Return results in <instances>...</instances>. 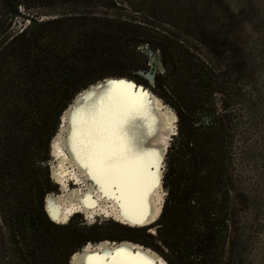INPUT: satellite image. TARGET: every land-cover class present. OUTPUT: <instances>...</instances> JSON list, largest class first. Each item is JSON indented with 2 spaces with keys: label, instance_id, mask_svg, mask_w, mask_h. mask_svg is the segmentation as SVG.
<instances>
[{
  "label": "trees",
  "instance_id": "1",
  "mask_svg": "<svg viewBox=\"0 0 264 264\" xmlns=\"http://www.w3.org/2000/svg\"><path fill=\"white\" fill-rule=\"evenodd\" d=\"M26 1L34 2L37 8L55 9L43 17L36 11H28L32 7ZM108 1L0 0V142L12 145L13 162L6 166L15 179L11 207L17 218L28 204L29 212L37 216L42 226L34 237L31 260L13 250L3 258V264H69L71 253L84 241L85 237H79L75 231L59 230L63 227L43 214L40 181L36 177L33 181L28 179L39 164L36 158H31L32 140L48 143L61 111L88 83L106 75H134L135 71L147 70L139 57L143 51H136L135 44L155 47L161 62L173 66L174 70L166 74L165 83L157 73H153V81L177 98L174 107L180 122L177 136L166 151L162 182L167 195L155 223L156 232L168 238L185 231L191 236L212 237L211 226L216 218L212 220L210 212L216 200L228 204V209L237 205L245 207L247 200L241 198L244 193L236 192L233 187L240 176L235 163L250 151L249 144L242 143L248 129L256 128L250 123L254 120L253 100L245 97L232 84L234 81L228 82L226 72L216 75L213 68L196 63L191 52L193 46H186V51L182 49L180 53L177 48L181 40L171 39L158 25H155L158 28L152 26L151 19L165 21L158 13L162 8L166 10L163 7L166 0H125L130 10L127 15L105 11L115 7V2ZM150 7L156 12L154 15L148 13ZM173 18L171 23H164L175 26L178 17L173 15ZM231 65L233 70L235 65L233 62ZM113 67L116 69H110ZM220 77L225 79L214 89L220 97L209 99V103L212 100L208 109L210 119L195 124L189 110L195 102L202 101L194 100L192 88L199 82H216ZM232 100L241 107H232ZM244 117H249L250 122L243 120ZM222 182L225 189L219 187ZM193 207L203 208L204 228L192 225ZM228 215L225 213L226 220ZM178 225L182 226L180 230ZM209 249V244L202 248ZM208 256L205 252L196 260L203 264L222 263L219 254ZM167 261L172 264L168 258Z\"/></svg>",
  "mask_w": 264,
  "mask_h": 264
},
{
  "label": "rangeland",
  "instance_id": "2",
  "mask_svg": "<svg viewBox=\"0 0 264 264\" xmlns=\"http://www.w3.org/2000/svg\"><path fill=\"white\" fill-rule=\"evenodd\" d=\"M99 1L109 2L108 0ZM26 2L32 7L28 11H36L43 17L51 14L55 9L49 6L37 8L34 2ZM112 2H115V7L106 8L105 11L113 15L130 14L125 0H112ZM166 2L163 6L166 10L162 8L158 13L159 17L165 20L164 22L171 23L174 19L173 15H176L178 18L174 20L175 26L151 19L152 26L164 29L171 39L181 40L177 48L180 53L182 49L186 51V46H193L194 49L191 52L196 57L194 58L196 63L201 62L213 68L216 75L226 72L224 76L227 75L228 82L234 81L232 84L239 87L245 97L253 100L254 106L251 113L254 114V120L250 122L249 117H244L243 120L253 123L256 128L248 129L246 139L242 143L245 146L249 144L250 151L245 158H239L240 162L235 163L240 176L236 177L233 187L236 192L244 193L241 198L247 200L245 207L241 208L237 205L233 208L234 210L228 209L226 208L228 204L216 200L210 212L212 220L216 218L211 226L212 237L191 236L189 231L183 232L178 237H161L156 232V221L149 226L132 227L97 215L93 219L88 218L81 212L71 213L69 219L63 224L56 223L48 217L43 203H45L47 192L58 190L50 173L53 160L50 156V142L58 123L46 145L37 143L35 139L32 140L31 152L34 151V154L32 153L31 158H36V163L39 164L35 167L34 174H30L28 179L33 181L36 177L40 181L42 212L45 217L63 227L59 230L75 231L79 237H85L83 242L101 238L129 239L151 247L166 261L167 258L171 260L172 264H203L196 259L205 252L210 257L219 254L218 258L222 260L220 264H264V0H166ZM121 5L124 8L121 9ZM156 7L155 5L154 8ZM147 11L152 15L156 13L154 9L151 10V7ZM135 49L138 52L143 51L139 57L142 63L147 65V70L151 71L152 77L150 79L145 76L141 70L135 71L134 75L124 76L147 86L152 93L174 110L177 116L175 122L177 132L171 136V142L176 138L180 125L174 107L177 98L175 99L165 87L153 81V73L159 74L160 81L163 80L165 83V78L168 76L166 74L174 70L173 66L170 63H162L159 51L147 43L135 44ZM175 56L174 58H177V54ZM231 62L235 65L233 70ZM181 69L183 75H186V68L183 66ZM203 78H207V75L203 74ZM224 79L220 77L215 80L216 82L211 80L209 84L199 82L192 88L194 100L198 98L197 101H202L195 102V106L189 110V117L195 118V124L210 119L211 111L208 109L212 107L210 105L212 100L209 103V99H219L220 95L214 89ZM234 101H230L232 107H241ZM244 110L243 113H245ZM244 127L248 125L244 124ZM11 151V144L5 141L0 142V264H3V258L11 255L13 250L14 252L17 250V253H21L28 261L31 260L32 251L35 248L34 237H37L36 232L42 229L37 216L29 212L28 204L23 209L24 213L14 218L16 214H13L14 207H11L13 203L11 199H13L15 179L6 169L7 164L13 162L10 158ZM237 157L240 156L237 155ZM166 158L165 154L163 171L166 167ZM202 172L203 170L199 171V174L202 175ZM223 183H219V187L225 189ZM162 188L164 200L167 194L163 182ZM239 193L236 194L238 201L241 199L238 196ZM202 209L193 207L190 211L193 217L192 225L198 228L205 226ZM225 213L230 214L229 220L224 218ZM181 227L178 225L177 229L180 230ZM171 241L174 242L171 243ZM83 242L78 244L75 250ZM207 244L210 249L203 251V246Z\"/></svg>",
  "mask_w": 264,
  "mask_h": 264
},
{
  "label": "bare ground",
  "instance_id": "3",
  "mask_svg": "<svg viewBox=\"0 0 264 264\" xmlns=\"http://www.w3.org/2000/svg\"><path fill=\"white\" fill-rule=\"evenodd\" d=\"M155 67V66H154ZM145 76L151 78V71L141 70ZM115 81H125L115 80ZM96 87V83L76 93L74 102L61 113L62 120L52 135L50 145L51 179L58 186V190L45 194V211L48 217L59 224L65 223L71 213L81 212L88 218L96 215L106 217L125 224L139 227L160 214L164 191L162 188V174L164 155L169 146V139L176 133V113L152 93L148 88L135 92L131 99L135 105L130 113L133 127L130 129L143 152L146 165L145 179L131 195L122 192L116 184L103 180L97 181L95 167L90 168V162L82 150L81 139L84 131L83 121L87 110L96 102L97 96L89 94L105 93L117 95L123 86L110 84ZM141 88V86L139 85ZM77 108L84 111L77 113L75 121L73 112ZM75 149V151H74ZM151 177L156 182L150 183ZM116 249H125L128 254H141L151 264H168L154 249L129 239L112 240L101 238L88 240L82 244V252L74 251L71 264H112L116 258L112 253ZM92 257L89 262L88 257ZM128 259L137 260L139 257L128 255Z\"/></svg>",
  "mask_w": 264,
  "mask_h": 264
},
{
  "label": "snow or ice",
  "instance_id": "4",
  "mask_svg": "<svg viewBox=\"0 0 264 264\" xmlns=\"http://www.w3.org/2000/svg\"><path fill=\"white\" fill-rule=\"evenodd\" d=\"M109 83L123 87L115 96L105 93L89 94L97 96V100L87 110L83 121L81 145L85 157L90 162V168L95 167L98 173L94 178L98 182L103 180L116 184L122 192L131 195L144 181L146 167L142 149L130 131L133 127L130 113L135 105L131 99L133 94L128 93L127 89L135 86L126 81ZM82 111L83 108H77L73 112L72 120L75 121L77 113ZM155 182V177H151L150 183ZM111 255L116 257L112 264H151L141 257V254H128L125 249H116ZM128 255L139 259H128ZM87 259L92 261L91 256Z\"/></svg>",
  "mask_w": 264,
  "mask_h": 264
},
{
  "label": "water",
  "instance_id": "5",
  "mask_svg": "<svg viewBox=\"0 0 264 264\" xmlns=\"http://www.w3.org/2000/svg\"><path fill=\"white\" fill-rule=\"evenodd\" d=\"M150 77H152V74H151ZM122 79H125L126 82H130L132 85L135 86L134 88H132V91H133V92L137 91L138 89H139L140 91H143L145 88H148L147 86H144V85H142V84H140V83H137L133 78H130V77H128V76H124V75H106V76H103V77H101V78H99V79H96V80H94V81L88 83L87 85H85L84 87H82L80 90H78L76 93L80 92L82 89L86 88V87H87L89 84H91V83H96V87H101V86H103V85H104L107 81H109V80H114V81H115V80H122ZM150 79H151V78H150ZM139 85L141 86V88L139 87ZM148 89H149V88H148ZM149 90H150V89H149ZM150 91H151V90H150ZM151 92H152V91H151ZM76 93H75V94L73 95V97L70 99V101L68 102V104L64 107V109L62 110L61 113H63V111L66 109V107L69 106V103H71V105L73 104ZM61 115H62V114H60V116H59V121L62 120V116H61ZM59 123H60V122H58V125H59ZM176 132H177V131H176ZM172 136H173V135H172ZM170 139H171V137H170ZM170 139H169V141H170ZM50 145H51V143H50ZM164 158H165V155H164ZM43 204H44V209H45V203H43ZM158 217H159V215L155 216L154 218L150 219L148 222L139 225V227L149 226V225L153 224V223L157 220ZM112 240H113V239H112ZM85 242H86V241H85ZM92 242H94V241H92ZM74 251H81V252H82V244L78 247V249H76V250H74ZM74 251H73V252H74ZM73 252L71 253V255H70V257H69V264H71L70 261H71V257H72Z\"/></svg>",
  "mask_w": 264,
  "mask_h": 264
}]
</instances>
